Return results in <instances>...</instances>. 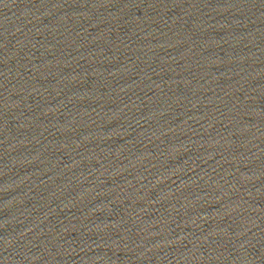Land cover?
<instances>
[{
    "label": "water",
    "instance_id": "obj_1",
    "mask_svg": "<svg viewBox=\"0 0 264 264\" xmlns=\"http://www.w3.org/2000/svg\"><path fill=\"white\" fill-rule=\"evenodd\" d=\"M0 264H264V0H0Z\"/></svg>",
    "mask_w": 264,
    "mask_h": 264
}]
</instances>
